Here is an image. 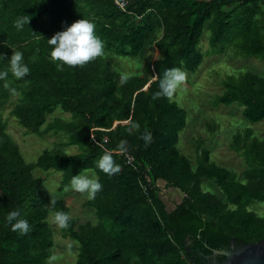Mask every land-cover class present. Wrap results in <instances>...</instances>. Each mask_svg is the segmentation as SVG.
Segmentation results:
<instances>
[{
    "label": "trees",
    "instance_id": "16d2710c",
    "mask_svg": "<svg viewBox=\"0 0 264 264\" xmlns=\"http://www.w3.org/2000/svg\"><path fill=\"white\" fill-rule=\"evenodd\" d=\"M123 9L115 0H0V70L8 67L12 51H21L30 68L21 80L9 73L15 94L0 81V264H47L54 246L49 216L57 210L70 214L65 199H51L44 180L34 175L37 169L61 173L57 194L86 170L103 185L94 200L83 203L95 221L80 224L72 217L69 227L61 229L62 238L77 244L74 264L222 262L225 256L212 257L213 251H229L231 240L241 245L264 238V217L250 209L255 202L264 203V139L250 128L233 135L230 148L245 163L240 175L211 161L204 140L195 139V167L178 149L186 113L176 95L153 99L158 90L154 76L162 77L172 67L198 70L205 28L207 52L231 50L234 57L254 58L264 66V0H126ZM23 15L30 22L17 30L14 21ZM81 18L95 24L105 54L83 68L58 70L46 40ZM108 54L140 60V74L127 76L121 85L122 74ZM220 84L223 92L216 96L215 108L236 103L245 121L264 120V76L247 71L226 75ZM7 107L24 135H60L62 140L27 163L7 132ZM57 109L70 119L48 121ZM130 121L139 123V132L128 135ZM145 131L153 137L147 146L139 138ZM121 139L128 142L126 153L115 151ZM68 147L79 152L67 155ZM104 149L113 152L120 174L109 177L96 167ZM126 155L133 158L131 164ZM208 181L223 198L202 189ZM164 189L181 194L173 208ZM13 210L28 221V235L11 231L5 217Z\"/></svg>",
    "mask_w": 264,
    "mask_h": 264
},
{
    "label": "rangeland",
    "instance_id": "374dc122",
    "mask_svg": "<svg viewBox=\"0 0 264 264\" xmlns=\"http://www.w3.org/2000/svg\"><path fill=\"white\" fill-rule=\"evenodd\" d=\"M208 37L209 32L205 31L199 45L202 52H204L202 64L194 73L182 70L187 74L186 87L178 91L174 98L178 106L186 113V126L179 134L178 149L195 166L196 153L193 140L202 138L204 140L203 148L209 151L211 161L240 175L245 168V163L242 156L230 148L232 137L237 133L242 134L246 131V128H250L255 137L264 139V120L249 123L242 118V107H239L236 103L229 106L220 105L217 108L214 107V103L216 96L221 95L223 92L220 82L224 76H238L247 71H254L259 76H264V66L261 61L254 58L234 57L231 50L222 55H212L207 52L209 50ZM107 58L114 70L122 75H139L141 72L142 63L136 58H120L110 54L107 55ZM9 110L10 107H7L4 112V116L8 118L7 132L18 144L20 152L27 163H34L44 150L50 149L57 141L62 140L63 137L60 135L55 137L46 135L43 138H38L35 135H24V130L9 116ZM54 116L62 117L64 120L69 119V114L63 113L60 109L55 110L53 115L48 116V121ZM212 126L216 127L214 132L210 133L209 127ZM73 150L74 147L64 149L67 155H70ZM85 172L89 175H95L92 170H86L82 173ZM34 175L44 180L51 199L57 197L66 200L71 217L79 218L80 224L95 221L93 210L83 207L84 201L87 200L86 194L75 192L70 185L64 190L63 194H57L61 173L54 170L43 172L37 169L34 171ZM202 189L223 198L221 190L213 181L203 183ZM162 193L164 199L169 202L170 208H173L181 199V194L171 189H164ZM250 209L255 212L256 216L264 217V203L255 202ZM49 221L54 240L51 257H56L53 264H74L77 256V244L70 238H62L61 229L52 223L51 216H49Z\"/></svg>",
    "mask_w": 264,
    "mask_h": 264
},
{
    "label": "clouds",
    "instance_id": "9594fccd",
    "mask_svg": "<svg viewBox=\"0 0 264 264\" xmlns=\"http://www.w3.org/2000/svg\"><path fill=\"white\" fill-rule=\"evenodd\" d=\"M28 15L17 17L13 26L17 30H22L25 25L30 22ZM33 35H37L33 33ZM40 38H42L39 35ZM43 39V38H42ZM47 44L51 47L49 53L52 62L56 63L58 70H62L64 66L69 68H83L88 64L96 61L104 56V41L96 34L95 24L81 18L73 22L65 30L52 35L47 39ZM38 51V50H37ZM0 59L4 56L0 54ZM9 73L16 80L25 78L30 73V68L24 62V54L21 51H12L11 57L8 59V67L0 70V81H4L3 87L8 89L12 94L16 93L15 88H11L8 80ZM154 80L158 81V90L154 93L153 99L166 98L173 99L178 91L186 87L187 74L180 68L172 67L164 71L163 76H154ZM127 82V76L122 75L120 84ZM140 125L138 122L130 121L127 126L128 135L134 132H139ZM143 139L145 145L153 142L152 133L145 131L139 137ZM102 147V145H100ZM115 151L126 153L128 151V142L126 139H121L116 145ZM96 167L105 175L111 177L122 172L120 164L113 159V152L107 149L103 150V154L99 157ZM71 189L80 194H86L87 199L94 200L97 193L101 192L103 185L99 182V178L88 173L77 174L71 177ZM55 200H51L49 205L55 206ZM72 219L71 215L65 211L57 210L51 213V221L60 229H67L69 222ZM6 222L11 226V231L19 233L21 236L30 233V225L28 221L21 218L19 210H13L7 213ZM56 257L49 258L48 264H53Z\"/></svg>",
    "mask_w": 264,
    "mask_h": 264
},
{
    "label": "water",
    "instance_id": "95a60500",
    "mask_svg": "<svg viewBox=\"0 0 264 264\" xmlns=\"http://www.w3.org/2000/svg\"><path fill=\"white\" fill-rule=\"evenodd\" d=\"M225 256L222 262L212 260L204 264H264V238L257 243L234 245V239L230 241L228 250H215L212 257Z\"/></svg>",
    "mask_w": 264,
    "mask_h": 264
},
{
    "label": "built area",
    "instance_id": "2783aa9c",
    "mask_svg": "<svg viewBox=\"0 0 264 264\" xmlns=\"http://www.w3.org/2000/svg\"><path fill=\"white\" fill-rule=\"evenodd\" d=\"M115 3L122 9V10H124L123 9V7H124V5L126 4V0H115ZM125 158H126V161H127V163L128 164H131L132 163V161H133V158L131 157V156H125Z\"/></svg>",
    "mask_w": 264,
    "mask_h": 264
},
{
    "label": "crops",
    "instance_id": "0c3cea01",
    "mask_svg": "<svg viewBox=\"0 0 264 264\" xmlns=\"http://www.w3.org/2000/svg\"><path fill=\"white\" fill-rule=\"evenodd\" d=\"M205 31L208 32V30H207L206 28H205ZM205 31H204V32H205ZM52 115H53V114H52ZM54 117H55V116H54ZM56 118H57V117H56ZM61 118H62V117H61ZM69 119H70V116H69ZM69 119H68V120H69ZM65 121H67V120H65ZM78 152H79V151H78V148H77V147H74V150L72 151L71 154H72V155H75V154H77Z\"/></svg>",
    "mask_w": 264,
    "mask_h": 264
},
{
    "label": "flooded vegetation",
    "instance_id": "af4514ba",
    "mask_svg": "<svg viewBox=\"0 0 264 264\" xmlns=\"http://www.w3.org/2000/svg\"><path fill=\"white\" fill-rule=\"evenodd\" d=\"M234 245H235V244H234ZM237 245H239V244H237ZM237 245H235V247H236Z\"/></svg>",
    "mask_w": 264,
    "mask_h": 264
}]
</instances>
